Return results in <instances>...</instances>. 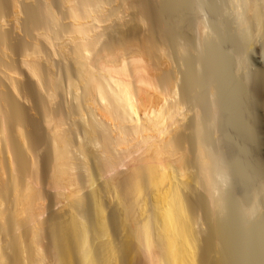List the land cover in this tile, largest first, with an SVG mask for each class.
<instances>
[{
  "label": "bare ground",
  "instance_id": "1",
  "mask_svg": "<svg viewBox=\"0 0 264 264\" xmlns=\"http://www.w3.org/2000/svg\"><path fill=\"white\" fill-rule=\"evenodd\" d=\"M181 2L0 0V264H234V222L251 231L238 264H264V169L245 133L236 153L220 142L247 105L218 87L249 73L202 81ZM234 2L242 51L264 0ZM239 174L258 181L246 196Z\"/></svg>",
  "mask_w": 264,
  "mask_h": 264
},
{
  "label": "rangeland",
  "instance_id": "2",
  "mask_svg": "<svg viewBox=\"0 0 264 264\" xmlns=\"http://www.w3.org/2000/svg\"><path fill=\"white\" fill-rule=\"evenodd\" d=\"M220 1V2H219ZM235 0H233V2H234ZM191 2H193L192 4H191ZM191 2H190V0H182V2H181V5H180V10H181V12L180 13H182L181 15L184 17L183 19H185L186 20V23H187V25H188V31H190L189 32V34H191L192 32H194L193 34L194 35H191V36H193V39H195V40H197V41H195L196 43H198V46L200 47L201 45L200 44H202L203 45V43H204V45H203V47H202V49L204 48V46H205V48L203 49V50H207V52L209 53V58L208 57H205V58H208L207 60H206V62H205V60H204V70H205V73H206V75H204L203 76V79H202V81H205V83L206 84H209L210 82H211V80L212 79H215L216 77V79L215 80H218V78H221V73L224 75V74H226V77L228 76L229 78L231 77V78H238L237 76H239V74L241 73L242 74V71H244V73H249V75H248V77L247 76H245V74L243 75H241V76H239L240 78L241 77H243V76H245V77H247V78H245L246 80V83L245 82H243V84L242 85H240L239 86V84L238 85H236L237 84V82H236V80L235 81H228V82H226V83H224L225 84V86H222V85H224L223 83H220V85H219V91H218V93H219V95L221 94V96L223 97H221L223 100H225V102H227L229 105L232 103H235V104H237V105H239V104H246L247 106H246V115L244 116V117H242V120H244V121H242V120H240V122L237 120V121H235L236 120V117H235V114L233 115V113L235 112L234 110L232 111L231 109L232 108H230V107H232V105H226L224 108H226L227 106H229V109H227L226 108V112L228 113V111H229V113L227 114L226 112H225V110L223 111V113L225 114L226 113V119H224L223 117L225 116H223L222 118L224 119V120H226V122L227 123H224L225 121H223L222 120V123L221 124H223V126H224V129H222V127L220 128L221 130H220V133H221V144H222V146L223 147H225V145L227 146V147H229V148H226V149H228V153H229V150H231V152H233V151H235V150H237V152L238 151H240L239 149H237V147L239 146H241L242 144H243V140H246L245 141V145L243 144V147H246L245 148V153L247 154H245L244 153V155H246V156H244V157H246L245 159H246V162L248 163L247 164V166H249V168H250V170H255V169H259L260 168V170L262 171V169H264V167H263V165H264V146H262V145H264V26H263V28L261 29V33H257V31L258 30H256V28H252V30H251V34H250V39H249V43H248V45H247V47L246 48H244V50H242V51H237V44L235 43L236 41H235V39L237 38H235V35L237 36V31H235L236 29H238V27L236 28V23H233V21H234V15H235V12L237 13L238 11H234L233 9L237 6V5H234V8H232L233 7V5L231 4V3H233L232 1H230V0H226V2H225V0H191ZM215 2V3H214ZM222 2V3H221ZM230 2V3H229ZM218 3V4H217ZM235 3V2H234ZM233 3V4H234ZM188 4V5H187ZM227 4V5H226ZM236 4V3H235ZM225 5V6H224ZM232 5V6H231ZM182 7V8H181ZM221 7V8H220ZM199 8V9H198ZM227 8V9H226ZM236 8H238V9H236ZM235 8V10H239L240 8H242V7H239V6H237ZM229 10V11H228ZM232 10V11H231ZM241 10H243V9H241ZM240 10V11H241ZM227 11V12H226ZM230 12V13H229ZM242 12V11H241ZM217 13V14H216ZM191 14V15H190ZM230 15H231V17H230ZM181 16V17H182ZM188 16V17H187ZM191 17V18H190ZM225 17V18H224ZM187 18V19H186ZM197 18V19H196ZM193 21H192V20ZM197 21V22H196ZM223 21V22H222ZM189 22H191V24L189 23ZM229 24V25H228ZM192 25V26H191ZM196 25V26H195ZM206 25V26H205ZM105 26H107V25H104V27ZM223 26V27H222ZM194 27V28H193ZM207 27V28H206ZM193 28V29H192ZM203 28V29H202ZM204 28H206V29H204ZM258 29V28H257ZM202 30V31H201ZM205 30V31H204ZM222 30V31H221ZM224 30V31H223ZM192 31V32H191ZM220 31V32H219ZM254 31V32H253ZM198 32V33H197ZM203 32V33H202ZM208 32V33H207ZM227 32H229V33H227ZM233 32V33H232ZM213 33V34H212ZM254 33V34H253ZM216 34V35H215ZM222 34V35H221ZM204 35V36H203ZM226 35V36H225ZM230 35V36H229ZM201 36H202V38H201ZM207 36L209 37V38H211V41H213V44L214 43H216L215 44V47H213L214 45L213 44H210V39L209 38H207ZM214 38V40H212L213 38ZM205 38H207V41H205L206 39ZM201 39V40H200ZM205 39V40H204ZM228 39V40H227ZM216 40V41H215ZM226 40V41H225ZM205 41V42H204ZM219 41V42H218ZM230 41H232V42H230ZM251 42V43H250ZM226 45V46H225ZM210 46H211V48H210ZM236 47V48H235ZM200 49H201V47H200ZM201 49V50H202ZM210 49H213V50H211L210 51ZM248 49V50H247ZM247 50V51H246ZM223 51V52H222ZM244 51V52H243ZM224 53V54H223ZM235 53H237V54H235ZM230 54V55H229ZM245 54V55H244ZM233 55H234V57H233ZM241 57V58H240ZM211 58V59H210ZM229 59H231V60H229ZM239 59V60H238ZM212 60V61H211ZM217 61V62H216ZM228 61V62H227ZM243 61V62H242ZM208 62V63H207ZM215 63V64H214ZM217 63H221L220 65L219 64H217ZM238 63V64H237ZM229 64H231V65H229ZM241 64V65H240ZM244 64V65H243ZM217 65L219 66L218 68H217ZM227 65H229V66H227ZM234 65V66H233ZM211 68H210V67ZM227 66V67H226ZM237 66V67H236ZM240 66H245L246 68H245V70L244 69H240L239 70V68H240ZM208 69H207V68ZM217 70H216V69ZM232 68V69H231ZM219 69L221 70V71H219ZM223 69V70H222ZM247 69V70H246ZM210 70V71H209ZM242 70V71H241ZM207 71V72H206ZM224 71H226V73L224 72ZM227 71H229V72H227ZM241 71V72H240ZM247 71V72H246ZM250 71V72H249ZM258 71V72H257ZM216 72H217V74L220 76H217L216 75ZM257 72V73H256ZM220 73V74H219ZM233 73V74H232ZM207 74H208V76H207ZM258 74V75H257ZM216 75V76H215ZM237 75V76H236ZM215 76V77H214ZM250 76V77H249ZM205 77V78H204ZM208 78V79H207ZM239 78V79H240ZM244 78V77H243ZM239 79H237V81L239 80ZM242 79V78H241ZM250 79V80H249ZM257 79V80H256ZM215 80H213V81H215ZM220 80V79H219ZM218 80V81H219ZM256 80V81H255ZM207 81V82H206ZM208 81H210V82H208ZM261 81V82H260ZM217 82V81H216ZM252 82V83H251ZM212 83V82H211ZM210 83V84H211ZM232 83V84H231ZM209 84V85H210ZM214 84V82L212 83V85ZM226 84H227V86H226ZM246 86H245V85ZM223 87V89H221L222 87ZM237 86V87H236ZM232 87V88H231ZM245 87H246V89H250L251 90V92H252V90L254 91V92H252V99H251V97H250V100H249V96H246V94H245V97H244V90H246L245 89ZM225 89V90H224ZM259 89V90H258ZM256 90V91H255ZM263 90V91H262ZM256 93V94H255ZM253 94H254V96H253ZM240 97V98H239ZM242 98V99H241ZM254 98V99H253ZM229 99V100H228ZM235 101V102H234ZM243 101V102H242ZM248 102V103H247ZM252 104H251V103ZM251 109V110H250ZM231 111V112H230ZM233 112V113H232ZM32 113H33V115L34 116H36L35 114V112L34 111H32ZM254 113V114H253ZM250 114H252V115H250ZM255 115V116H254ZM232 116H234L233 118H232ZM229 117V118H228ZM251 117V118H250ZM241 118V117H240ZM227 119H229L228 121H227ZM254 119V120H253ZM233 120V121H232ZM248 121H249V123H248ZM231 122V123H230ZM238 122V124L236 125L235 123H237ZM253 122V123H252ZM241 123V124H240ZM252 123V124H251ZM229 124V125H228ZM233 124V125H232ZM228 125V126H227ZM244 125H245V127H244ZM252 125V126H251ZM256 126V127H254L255 129H257V131H259V132H257V136H256V138L258 139V140H256V141H254L253 143H252V141H253V139H255L254 137H251V136H249V135H251V134H248L250 131H248L249 130V128H252L253 126ZM222 126V125H221ZM237 126H238V128H239V130H238V128H237ZM243 126V127H242ZM247 126H248V128H247ZM243 128V129H242ZM253 128V129H254ZM242 129V130H241ZM239 131V132H237V131ZM246 130V131H245ZM251 130V129H250ZM224 131H226V132H224ZM248 131V132H247ZM229 132V133H228ZM226 133V134H225ZM244 135V133H245V135L244 136H242V137H244V138H242L241 137V135L242 134ZM239 134H241V135H239ZM259 135V136H258ZM261 135V136H260ZM250 137V138H249ZM233 138V139H232ZM241 138H242V141L243 142H240L241 141ZM252 138V139H251ZM223 140V141H222ZM227 140V141H226ZM240 140V141H239ZM252 140V141H251ZM260 140V141H259ZM247 141H249V142H247ZM228 142V143H227ZM242 143V144H241ZM225 144V145H224ZM228 144V145H227ZM230 144V145H229ZM239 144V145H238ZM257 144V145H256ZM235 145V146H234ZM248 146H250V147H248ZM248 147V148H247ZM241 148V147H240ZM258 148V149H257ZM234 149V150H233ZM263 150V151H262ZM252 151V152H251ZM141 152V151H140ZM140 152H137L135 155L137 156L138 155V153H140ZM230 152V153H231ZM142 154H143V151L141 152ZM235 153H236V151H235ZM235 153H234V156H236L235 155ZM251 154V155H250ZM254 154V155H253ZM139 155H141V154H139ZM138 155V156H139ZM136 157L135 158V156H133L134 158H135V161H134V158H128L127 159V161H130V160H132V161H130V162H133L134 161V164H136L138 161L136 160L137 158H138V160H139V157ZM140 157H142V156H140ZM248 157H250V158H248ZM255 157V158H254ZM258 159H259V161H258ZM250 160V161H249ZM260 160H262L263 161V163H262V161L260 162ZM126 161V162H127ZM259 162V163H262V164H260V165H258V163L256 164V162ZM252 162V163H251ZM129 162H127L126 163V165L128 164ZM235 163V162H234ZM130 164V163H129ZM134 164L132 163L131 164V167H132V165L134 166ZM235 165V164H234ZM236 165H237V162H236ZM235 165V166H236ZM253 165H255V166H253ZM128 167H126V168H120L121 170H123V171H125L127 168H130V165H127ZM258 166V167H257ZM260 166V167H259ZM257 167V168H256ZM263 167V168H262ZM237 168V167H236ZM119 169V170H120ZM118 170V172H121V170L119 171ZM237 173H240L239 171H236ZM235 172V173H236ZM263 172V171H262ZM113 174H109V176H107L108 178L109 177H111ZM235 177H237L236 175H234ZM241 177V178H240ZM240 178V179H239ZM239 178L237 177V178H235V180H236V182H234V186H235V189H237L236 191H237V193H238V195L239 196H246L244 193H250V191H249V189L251 188V186H252V188L253 189H255V187L257 188L258 187V184L256 183V184H254V182H255V180L257 181V178H253L252 177V179H254V182L252 181L251 183H253V184H251L250 182H248V181H246L245 179H243L242 180V176H240V174H239ZM234 180V181H235ZM245 180V181H244ZM243 181V182H242ZM251 181V180H250ZM258 182V181H257ZM250 183V184H249ZM246 187V188H245ZM239 190V191H238ZM246 190H248L247 192H246ZM243 192V193H242ZM264 198V197H263ZM262 201H264V199H262ZM47 205V204H46ZM235 224V225H234ZM234 224H231V227L233 228V225H234V227L235 228H239V227H236V225H237V223L236 222H234ZM239 225V224H238ZM237 225V226H238ZM231 227H228V228H230L231 229ZM235 228H233L232 229V231H234L233 232V246H232V244H231V246L232 247H234V252H235V250H236V252H235V255H239V256H242L243 258H242V260H240L241 259V257L239 258V260H237L235 263L236 264H238V262L239 261H243L244 260V258H246V257H244L245 255L246 256H248V254H246V251H242V250H246L247 249V247L246 246H244L245 245V243H246V240L245 239H248L247 237H246V233H248V231L251 233V231L250 230H248V229H245L244 228V231H242V232H244L242 235H240L239 233V231L238 232H236L237 230H239V229H235ZM242 228V229H241ZM236 230V231H235ZM240 230H243V227H241L240 226ZM248 230V231H247ZM246 231V232H245ZM236 232V233H235ZM235 233V234H234ZM237 233H238V235H237ZM239 235H240V237H239ZM248 235V234H247ZM251 235V234H250ZM250 235H249V237H250ZM244 236V240H243V238L242 237ZM242 240V241H241ZM245 241V242H244ZM243 242H244V244H243ZM241 246V247H240ZM243 247V248H242ZM244 247H246V249H244ZM238 248L240 249V250H238ZM126 249L127 250H129V246L127 245V243H126ZM253 250V252H254V249H252ZM243 252H244V256H243ZM250 252H252V251H249L248 249H247V253H249V256L251 255V257L253 256L252 255V253L250 254ZM257 252H259L258 250H255V254L254 255H256L257 254ZM261 255V254H260ZM260 257V256H259ZM261 258V257H260ZM263 261H264V259H263ZM234 263V264H235ZM243 263V262H242ZM121 264H132V262L131 261H129V262H127L126 260H125V262H123V261H121ZM240 264V263H239Z\"/></svg>",
  "mask_w": 264,
  "mask_h": 264
}]
</instances>
